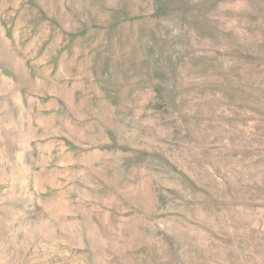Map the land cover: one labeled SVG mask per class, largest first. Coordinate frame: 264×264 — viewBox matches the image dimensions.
<instances>
[{"label":"rangeland","instance_id":"374dc122","mask_svg":"<svg viewBox=\"0 0 264 264\" xmlns=\"http://www.w3.org/2000/svg\"><path fill=\"white\" fill-rule=\"evenodd\" d=\"M0 264H264V0H0Z\"/></svg>","mask_w":264,"mask_h":264}]
</instances>
